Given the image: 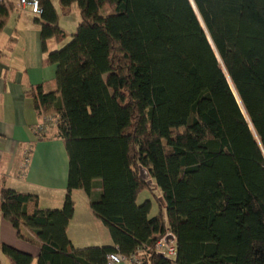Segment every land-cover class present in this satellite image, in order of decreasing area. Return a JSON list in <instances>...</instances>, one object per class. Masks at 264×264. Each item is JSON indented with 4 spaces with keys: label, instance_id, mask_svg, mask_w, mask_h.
<instances>
[{
    "label": "trees",
    "instance_id": "trees-1",
    "mask_svg": "<svg viewBox=\"0 0 264 264\" xmlns=\"http://www.w3.org/2000/svg\"><path fill=\"white\" fill-rule=\"evenodd\" d=\"M59 2L63 14L77 4L81 21L49 50L69 34L42 0L36 21L57 89L28 94L65 143L67 194L61 208L43 209L36 194L0 188L4 217L41 249L36 264H107L116 250L139 264H264V0ZM14 8L0 6V29ZM140 166L165 202L157 197L154 216L151 199L138 202L152 189ZM74 189L92 197L113 245H73ZM170 233L177 253L162 256Z\"/></svg>",
    "mask_w": 264,
    "mask_h": 264
},
{
    "label": "crops",
    "instance_id": "crops-1",
    "mask_svg": "<svg viewBox=\"0 0 264 264\" xmlns=\"http://www.w3.org/2000/svg\"><path fill=\"white\" fill-rule=\"evenodd\" d=\"M76 30L66 31L71 36ZM70 36L62 42L49 40L48 49L63 47ZM55 76L56 65L46 61L36 16L15 4L0 29V188L36 194L43 209L63 206L69 156L55 125H48L43 132L38 130L42 119L28 91L39 84H44L46 91L56 90ZM100 195L98 180L92 197L98 199ZM72 197L76 205L68 235L73 245L76 248L113 245L109 229L91 207L92 197L83 189H74ZM3 244L31 254L36 264L40 247L20 238L0 209V260L2 264H11L2 251Z\"/></svg>",
    "mask_w": 264,
    "mask_h": 264
},
{
    "label": "built area",
    "instance_id": "built-area-1",
    "mask_svg": "<svg viewBox=\"0 0 264 264\" xmlns=\"http://www.w3.org/2000/svg\"><path fill=\"white\" fill-rule=\"evenodd\" d=\"M4 3H15L21 9L29 10L35 16L43 13L42 0H0V6ZM52 123V118L49 116L43 117L41 123L38 125V130L43 132L49 124ZM161 251L169 256H175L176 246H168L164 240L160 242ZM107 264H139L141 260L138 255H125L119 250L110 252L107 255Z\"/></svg>",
    "mask_w": 264,
    "mask_h": 264
},
{
    "label": "rangeland",
    "instance_id": "rangeland-1",
    "mask_svg": "<svg viewBox=\"0 0 264 264\" xmlns=\"http://www.w3.org/2000/svg\"><path fill=\"white\" fill-rule=\"evenodd\" d=\"M56 5L58 6L59 12H60V23L61 25L64 26V28H66L67 31H75L78 27L79 22L81 21V14H80V10L77 4H74L71 8L70 11L66 14H63L62 12V7L60 5L59 0H54ZM108 12V7H105L104 9L101 10V14H106ZM70 36V35H69ZM72 37V35L70 36ZM70 39H68V41H70ZM145 180V179H144ZM151 187V186H150ZM152 190V191H151ZM145 189L143 191H141L138 195V202H144L146 199H151L153 202V206H152V211H151V216L157 215L160 212V207H159V203H158V199L157 197H161V191L159 190V188L157 189Z\"/></svg>",
    "mask_w": 264,
    "mask_h": 264
},
{
    "label": "water",
    "instance_id": "water-1",
    "mask_svg": "<svg viewBox=\"0 0 264 264\" xmlns=\"http://www.w3.org/2000/svg\"><path fill=\"white\" fill-rule=\"evenodd\" d=\"M235 93H236V91H235ZM140 176L143 179H145L147 181L148 185L151 186L153 189H157L158 188V185L152 179L150 172L144 166H140ZM159 199L162 201L163 204H165L163 197H160ZM164 240H165V242H166V244L168 246H172L175 243V241H176V237H175V235L170 233V234L166 235ZM160 255L164 256L165 252L160 251Z\"/></svg>",
    "mask_w": 264,
    "mask_h": 264
}]
</instances>
